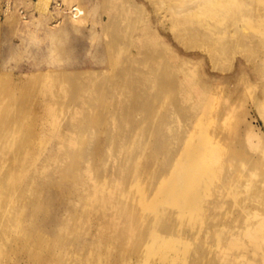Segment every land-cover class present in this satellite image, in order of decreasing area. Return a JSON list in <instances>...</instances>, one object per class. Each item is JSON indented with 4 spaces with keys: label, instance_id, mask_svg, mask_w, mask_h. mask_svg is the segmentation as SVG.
I'll return each mask as SVG.
<instances>
[{
    "label": "bare ground",
    "instance_id": "bare-ground-1",
    "mask_svg": "<svg viewBox=\"0 0 264 264\" xmlns=\"http://www.w3.org/2000/svg\"><path fill=\"white\" fill-rule=\"evenodd\" d=\"M3 2L8 16L13 1ZM47 3L34 6L45 12ZM62 3L47 9L51 27ZM33 10L17 11L26 23ZM118 43L114 34L106 72L54 86L0 77V252L31 257L43 244L57 264H264V173L235 146L238 129L227 135L236 114L222 118L213 92H192V80L163 70L158 49L123 69ZM237 195L253 203L227 207Z\"/></svg>",
    "mask_w": 264,
    "mask_h": 264
},
{
    "label": "rangeland",
    "instance_id": "rangeland-1",
    "mask_svg": "<svg viewBox=\"0 0 264 264\" xmlns=\"http://www.w3.org/2000/svg\"><path fill=\"white\" fill-rule=\"evenodd\" d=\"M3 1L0 0L1 78L21 80L27 86L33 78H40L54 86L93 71L106 72L111 68L107 67V47L118 34L116 53L123 57V69H134L132 63L151 62L148 51L158 49L160 55L155 63L163 70L173 69L176 80H192V88L195 85L204 92H213L215 104L223 111L222 118L228 119L233 112L232 118L236 114L238 119V125H232L227 135L238 129L235 146L247 149L258 161L257 172L264 173V0H62L60 11L54 14L60 21L55 27H51L55 17L47 13L53 0H48L45 12L34 6L37 0H29L34 10L26 23L17 10L27 9L30 3L12 0L11 11L5 16ZM211 73L235 77L214 80L213 84L206 80ZM191 91L196 92L194 88ZM75 92L80 95L79 89ZM53 97L51 101L56 99ZM113 100L109 101L117 104L121 99L116 96ZM237 172L243 180L245 173ZM209 197L214 201L218 195L211 193ZM235 197L238 203L230 204L231 198L227 207L242 203L239 205L244 208L253 203L244 200V195ZM206 212L211 214L212 210ZM2 222L0 232L2 228L7 231ZM40 235L46 238L45 244L53 242L48 240L50 232ZM261 241L264 244V238ZM40 248L44 249V245L32 248L31 257L16 251L0 252V264H57ZM102 264L120 262L104 258ZM127 264L137 263L131 259Z\"/></svg>",
    "mask_w": 264,
    "mask_h": 264
},
{
    "label": "crops",
    "instance_id": "crops-1",
    "mask_svg": "<svg viewBox=\"0 0 264 264\" xmlns=\"http://www.w3.org/2000/svg\"><path fill=\"white\" fill-rule=\"evenodd\" d=\"M118 110H120V112H125L124 107L122 105L118 108Z\"/></svg>",
    "mask_w": 264,
    "mask_h": 264
}]
</instances>
